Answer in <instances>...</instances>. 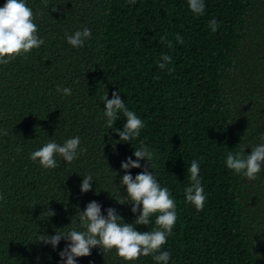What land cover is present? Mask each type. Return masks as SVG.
<instances>
[{
	"label": "trees",
	"instance_id": "obj_1",
	"mask_svg": "<svg viewBox=\"0 0 264 264\" xmlns=\"http://www.w3.org/2000/svg\"><path fill=\"white\" fill-rule=\"evenodd\" d=\"M25 2L44 44L0 64V264H66L59 253L69 242L54 250L40 235L67 232L71 221L82 230L77 209L92 201L103 216L113 208L133 224L139 212L120 185L121 163L135 161L141 142L154 153L149 170L176 201L177 221L161 249L171 254L168 264H264V166L251 181L226 166L229 151L250 155L264 134V0H204L203 15L187 0ZM84 27L91 38L70 46L65 35ZM163 54L172 59L161 69ZM113 92L143 121L138 138L119 141L122 112L107 126L102 97ZM76 136L85 151L71 164L57 156L58 166L45 169L30 158L50 139L62 145ZM193 160L206 195L200 211L185 199ZM139 163L133 178L147 166ZM88 174L92 190L82 193ZM155 219L136 230L152 231ZM76 264L126 262L93 248ZM132 264L157 262L141 256Z\"/></svg>",
	"mask_w": 264,
	"mask_h": 264
},
{
	"label": "clouds",
	"instance_id": "obj_2",
	"mask_svg": "<svg viewBox=\"0 0 264 264\" xmlns=\"http://www.w3.org/2000/svg\"><path fill=\"white\" fill-rule=\"evenodd\" d=\"M187 2L192 13L203 15L204 0H187ZM209 27L215 32L218 28L217 21L215 19L210 21ZM37 33L38 28L34 22L33 10L25 0H6L0 7V64H8L16 57L41 47L44 40ZM91 35V29L84 27L71 35L66 34L65 40L70 46L80 48L86 40L91 38ZM176 41L182 44L183 37L177 35ZM168 47H172L171 41H168ZM161 59L163 63H160L159 67L164 69L172 58L163 54ZM168 71L172 72L174 69H168ZM57 91L62 92L63 95L72 94L70 88L58 86ZM102 99L105 105L104 116L109 128H112L117 121L118 113L122 112L126 117L123 130L116 131L120 138L119 141L127 142L138 138L144 123L134 111L126 107L120 95L113 92L112 98L109 99L107 93ZM80 143L79 136L67 139L62 145L50 139L39 150L33 151L30 158L34 162L38 161L45 169H54L58 166L57 156L62 157L67 164H71L78 158L80 152L85 151V149H80ZM133 155L136 158L135 161L129 157L121 163V169L125 174L120 181V185L126 187V197L130 201L127 204L131 206V211L134 214L139 212L133 224L123 223V218L113 208L107 209V216H103L101 205L92 201L86 205L84 211L77 209L76 216H78L82 230H78L71 221V224L66 227L69 229L67 232L56 229V234L53 236L40 235V242L45 245L50 244L54 250L61 239L69 242L59 253L61 260L66 261V264H76L77 258L90 256L93 248H99L103 252L115 250L116 255L126 264H132L141 256H152L157 264H168L171 254L161 249L167 243L177 221L176 201L168 187H161L152 171L149 170V162L154 159V153L141 142L140 147L134 149ZM141 160L146 161L147 166L133 178L129 170L140 168L139 161ZM226 166L250 181L257 179V175L264 166V134L261 135V143L251 148L250 155H246L245 151L235 153L229 151ZM187 171L190 175L191 186L185 189L186 202L192 204L197 211L203 210L206 195L201 183L199 163L193 160ZM113 173L115 176L118 175L116 172ZM91 182H93L91 174L83 177L80 186L82 193L92 190ZM2 199L3 197L0 196V200ZM46 215L51 218L56 213L48 208ZM152 216H156V227L152 231L136 230L137 225H149Z\"/></svg>",
	"mask_w": 264,
	"mask_h": 264
}]
</instances>
